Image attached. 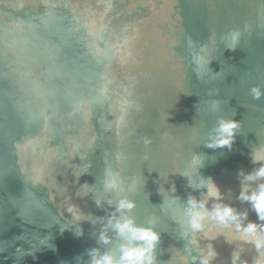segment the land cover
<instances>
[{"label":"water","instance_id":"1","mask_svg":"<svg viewBox=\"0 0 264 264\" xmlns=\"http://www.w3.org/2000/svg\"><path fill=\"white\" fill-rule=\"evenodd\" d=\"M222 118L232 142L209 146ZM260 149L264 0H0V264L118 257L125 217L159 233L153 264H261L241 197L264 183L247 179ZM190 199L241 227L193 230Z\"/></svg>","mask_w":264,"mask_h":264},{"label":"clouds","instance_id":"2","mask_svg":"<svg viewBox=\"0 0 264 264\" xmlns=\"http://www.w3.org/2000/svg\"><path fill=\"white\" fill-rule=\"evenodd\" d=\"M239 38V33L234 32L231 35V45L234 47L236 41ZM205 49H202V51ZM197 63L202 66L203 57L197 58ZM254 96L258 98L260 96L259 88L252 89ZM215 106V102H214ZM238 127V122L235 120L221 119L215 130V135L210 141L209 146H223L230 145L233 139L234 130ZM196 159V158H194ZM254 159L256 161L264 160V149H260L256 152ZM257 177H264V165H262L255 174L249 175L247 179L253 180ZM119 186V181L115 176H111L107 181L108 188H116ZM208 195L218 196V189L211 182L208 183ZM241 197L245 200L253 202L254 208L258 211L261 219H264V183L258 186V190L252 191L251 194L247 191L241 193ZM111 203V201H110ZM190 207L188 208L189 223L193 230H199L203 228V221L205 217L211 215L212 218L216 219L219 223L228 225L231 222H237V227H241L239 224L238 215L234 212L231 206L216 205L211 213L205 208V201L197 202L194 199L189 201ZM134 202L123 198L119 201L117 210L132 208ZM112 224L117 234L125 241L119 246V256H115L111 251L100 254L97 250H92V264H153L155 259L153 250L156 242L159 240V233H157L152 227L140 226L135 224L134 220L130 217L123 219H115ZM154 220H149V223H154ZM110 223L112 221L110 220ZM246 233L256 235L257 226L255 224H249L244 228ZM107 237H104L107 242ZM140 242V243H137ZM258 248L264 247V237H258L255 240ZM213 255L209 253V256L201 259V264H210L209 257ZM264 264V262H261Z\"/></svg>","mask_w":264,"mask_h":264}]
</instances>
